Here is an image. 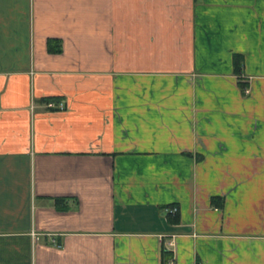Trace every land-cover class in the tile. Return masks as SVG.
<instances>
[{"label": "crops", "instance_id": "obj_1", "mask_svg": "<svg viewBox=\"0 0 264 264\" xmlns=\"http://www.w3.org/2000/svg\"><path fill=\"white\" fill-rule=\"evenodd\" d=\"M169 262L264 264V0H0V264Z\"/></svg>", "mask_w": 264, "mask_h": 264}, {"label": "built area", "instance_id": "obj_2", "mask_svg": "<svg viewBox=\"0 0 264 264\" xmlns=\"http://www.w3.org/2000/svg\"><path fill=\"white\" fill-rule=\"evenodd\" d=\"M59 107L61 108V105H59ZM176 210H177L176 207H172L168 211H169V213H175ZM33 235H35V233ZM168 264H172V263L169 262Z\"/></svg>", "mask_w": 264, "mask_h": 264}, {"label": "trees", "instance_id": "obj_3", "mask_svg": "<svg viewBox=\"0 0 264 264\" xmlns=\"http://www.w3.org/2000/svg\"><path fill=\"white\" fill-rule=\"evenodd\" d=\"M162 254H163V257L165 258V257H167V258H169L170 257V253H169V251H167V250H163L162 251Z\"/></svg>", "mask_w": 264, "mask_h": 264}]
</instances>
